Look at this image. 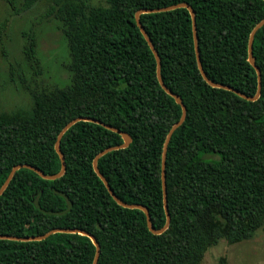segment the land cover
I'll return each mask as SVG.
<instances>
[{
    "label": "trees",
    "instance_id": "1",
    "mask_svg": "<svg viewBox=\"0 0 264 264\" xmlns=\"http://www.w3.org/2000/svg\"><path fill=\"white\" fill-rule=\"evenodd\" d=\"M4 1L15 8L14 0ZM24 1H43L61 22L72 79L64 89L25 86L31 107L0 113V189L20 164L58 174L61 131L77 118L98 120L132 137L127 149L98 161L100 172L120 200L146 207L154 228H163V151L182 108L160 85L157 60L136 14L189 4L209 80L252 98L259 81L249 42L264 19V0H105L106 6H92L91 0ZM140 22L159 54L165 85L187 108L167 152L169 229L154 235L143 211L114 200L93 163L103 151L121 146L122 136L80 121L61 140V178L45 180L29 169L15 173L0 197V236L77 229L96 237L98 264H202L221 240L234 245L264 231V27L253 44L261 97L250 101L204 80L188 9L141 14ZM25 54L39 66L32 37ZM214 155L219 159L206 158ZM95 255L92 240L79 233L0 240V264H93ZM217 264L229 262L221 257Z\"/></svg>",
    "mask_w": 264,
    "mask_h": 264
},
{
    "label": "rangeland",
    "instance_id": "2",
    "mask_svg": "<svg viewBox=\"0 0 264 264\" xmlns=\"http://www.w3.org/2000/svg\"><path fill=\"white\" fill-rule=\"evenodd\" d=\"M14 5L0 0V113L31 107L25 86L64 89L72 79L69 43L61 22L49 14V5L39 1L26 6L24 0H14ZM91 5L106 6V2L91 0ZM31 37L36 42L38 67L25 54ZM206 158L216 160L219 155ZM221 257L229 264H264V231L234 245L221 240L209 249L202 264H217Z\"/></svg>",
    "mask_w": 264,
    "mask_h": 264
},
{
    "label": "water",
    "instance_id": "3",
    "mask_svg": "<svg viewBox=\"0 0 264 264\" xmlns=\"http://www.w3.org/2000/svg\"><path fill=\"white\" fill-rule=\"evenodd\" d=\"M186 8L188 9V11L190 12V15L192 16V20H193V32H194V40H195V47H196V56H197V61H198V65H199V69L200 72L204 78L205 81H207V83L213 87L216 88H223L226 90H230L235 92L236 94L240 95L241 97L250 100V101H257L260 97H261V90H262V75L260 72V69L258 68V66L256 65V61L254 58V54H253V44H254V39L255 36L257 34V32L264 27V19L254 28L251 37H250V42H249V62L251 63V65L256 69L257 73H258V81H259V85H258V92L256 94L255 97H247L244 96L243 94H241L240 92L230 88V87H226L223 85H219L217 83H214L213 81L209 80V78L207 77L202 63H201V57H200V48L198 45V32H197V24H196V14L195 11L193 10V8L189 5V4H178L175 6H171V7H167V8H160V9H154V10H140L137 14H136V21H137V25L140 28L142 34L144 35L145 39L147 40V44H149L153 54L155 55V58L157 60V76H158V80L160 82V85L162 86V88L164 89V91L169 94L170 96H172L176 103L178 105L181 106L182 108V117L181 119L178 121V123H176L172 129L170 130L165 146H164V151H163V160H162V184H163V195H164V207H165V212H166V217H167V221L166 224L163 228L157 230L154 228L153 224H152V220H151V215L148 211V209L146 207H143L141 205H131V204H127L125 202H123L122 200H120L116 194L114 193V191L112 190L109 182L107 181V179L103 176V174L100 172L99 168H98V161L105 156L106 154H108L109 152L112 151H116V150H123V149H127L131 143H132V137L126 133L123 132L115 127H112L110 125H107L101 121L98 120H93V119H88V118H77L73 121H71L69 124L66 125V127L61 131V133L59 134L58 138H57V142L55 145V150L57 151L58 155L60 156L61 159V171L53 176H49L44 174L40 169L29 165V164H20L15 166L9 177L7 178L6 182L4 183V185L2 186V188L0 189V197L4 194V192L6 191V189L8 188L10 182L12 181L15 173L21 169H29L34 171L35 173H37L41 178L45 179V180H56L61 178L65 172H66V161H65V156L62 153L63 151H61V140L64 136V134L72 127L74 126L76 123L80 122V121H88V122H94L97 123L99 125H102L103 127H105L108 130H111L119 135L122 136L123 139V144L121 146H117V147H113V148H109L107 150H105V152L103 151L102 153H100L94 160L93 166H94V170L97 173V175L100 177V179L104 182V184L106 185L109 193L111 194V196L114 198V200L122 207L127 208V209H139L141 211H143L146 215L147 218V225L149 230L154 234V235H161L163 234L165 231H167L170 227L171 224V215H170V211H169V206H168V192H167V184H166V160H167V152H168V146L170 144V141L173 137V134L175 133V131L178 129V127H181L183 125V123L186 120L187 117V108L185 106V104L183 103L182 99L175 93H173L164 83V80L162 78L161 75V61H160V57L158 52L156 51L155 47L153 46V44H151V40L149 39V37L147 36L141 22H140V15L141 14H145V13H158V12H168V11H172L175 9H179V8ZM56 233H71V234H75V233H79L81 235L87 236L88 238H90L93 242V244L96 247V255H95V259H94V263L93 264H98L99 258H100V254H101V246L99 244V242L97 241L96 237L93 236L90 233H87L85 231L82 230H69V229H56V230H52L44 235L41 236H28L26 238H19V237H13V236H0V240H11V241H20V242H30V241H42L45 240L47 238H49L51 235L56 234Z\"/></svg>",
    "mask_w": 264,
    "mask_h": 264
}]
</instances>
